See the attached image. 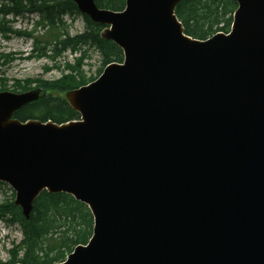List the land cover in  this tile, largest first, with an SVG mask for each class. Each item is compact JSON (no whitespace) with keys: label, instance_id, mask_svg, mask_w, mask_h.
<instances>
[{"label":"water","instance_id":"obj_1","mask_svg":"<svg viewBox=\"0 0 264 264\" xmlns=\"http://www.w3.org/2000/svg\"><path fill=\"white\" fill-rule=\"evenodd\" d=\"M123 52L65 98L79 121L20 122L38 91L0 92V181L27 220L42 191L93 217L64 264H264V0L229 35H184L183 0H73ZM62 264V263H61Z\"/></svg>","mask_w":264,"mask_h":264},{"label":"trees","instance_id":"obj_2","mask_svg":"<svg viewBox=\"0 0 264 264\" xmlns=\"http://www.w3.org/2000/svg\"><path fill=\"white\" fill-rule=\"evenodd\" d=\"M97 7L113 12H121L125 0H94ZM234 0H184L176 5L175 15L184 28L185 35L206 40L216 33L227 34L236 10ZM36 14L38 26L47 28L46 34L38 37L33 32H20L10 25L15 19ZM80 16L84 21L83 32L69 35L62 20L66 16ZM6 18H11L9 21ZM103 26L95 24L81 15L73 0H0V35L24 36L33 40V54L36 58L56 59L65 52L74 55V64H66L65 74L54 81L38 80V88L46 93L36 102L22 107L13 114L21 122L27 120L51 121L62 124L78 120L75 113L61 94L84 86L95 78L86 79L81 74L80 63L89 50L94 51L102 70L111 63H121L122 51L111 41L100 37ZM50 52L51 54H48ZM78 55V57H76ZM11 60L0 54V59ZM32 80L16 81L13 91L25 92ZM1 83L0 91H4ZM0 185H3L0 183ZM14 193L0 203V221L16 225L21 233V241L10 251L7 261L0 264H59L65 260L76 246L86 245L92 235L93 218L86 205L64 193L50 194L43 191L34 201L28 220L19 207L13 204Z\"/></svg>","mask_w":264,"mask_h":264},{"label":"rangeland","instance_id":"obj_3","mask_svg":"<svg viewBox=\"0 0 264 264\" xmlns=\"http://www.w3.org/2000/svg\"><path fill=\"white\" fill-rule=\"evenodd\" d=\"M13 22L11 18H6ZM39 19L38 16H24L15 19V23L10 26L16 31L33 32L34 35L41 37L46 34L47 28L38 26L34 29V23ZM62 25L67 30L68 34L73 36L83 32L84 21L78 16H66L62 20ZM32 50L31 41L26 37L10 35L4 38L0 35V54L7 55L11 60L0 59V88L1 83L4 84L5 90L3 92H14V85L16 81L32 80L29 85V91H40L39 98L46 93L42 88H38L36 82L38 80L54 81L65 74L66 64H74V55L65 52L56 59L50 58H36L32 54L27 58ZM48 54H51L48 52ZM52 55V54H51ZM78 57V55L76 56ZM81 74L86 79L91 77L97 78L98 71L101 68V63L98 55L89 50L86 58L79 64ZM2 92V91H0ZM26 92V91H25ZM15 93H21L17 90ZM64 98L65 93L61 94ZM11 196V189L6 185H0V203ZM21 241V233L16 225L0 222V260L7 261L10 257L12 248Z\"/></svg>","mask_w":264,"mask_h":264}]
</instances>
